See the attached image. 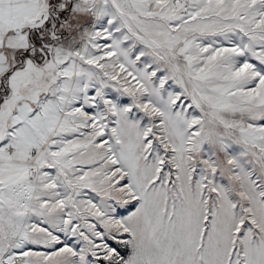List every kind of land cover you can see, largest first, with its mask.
Here are the masks:
<instances>
[{"label":"rangeland","instance_id":"obj_1","mask_svg":"<svg viewBox=\"0 0 264 264\" xmlns=\"http://www.w3.org/2000/svg\"><path fill=\"white\" fill-rule=\"evenodd\" d=\"M47 1L59 81L14 264H264V0Z\"/></svg>","mask_w":264,"mask_h":264},{"label":"crops","instance_id":"obj_2","mask_svg":"<svg viewBox=\"0 0 264 264\" xmlns=\"http://www.w3.org/2000/svg\"><path fill=\"white\" fill-rule=\"evenodd\" d=\"M47 2V0H0V24L11 21L12 35L15 19L22 18L21 23L29 30L28 37L32 47V34L39 37V28L47 23L49 7H51L46 4ZM10 18L11 20H8ZM53 21L55 26L53 31H55L58 22ZM59 37H62L60 33ZM44 45L51 49L54 41L44 42ZM3 51L6 52L9 61L11 58L7 50ZM42 61L44 64L53 63L58 73L57 80L49 86L47 92L39 94L38 97L31 95L20 98L16 95L18 87L27 83L32 70L25 58L20 65L22 70L25 68L29 70L28 75L25 73V81H19L14 89L9 109L5 111L4 104L0 106V256L7 253L17 239L20 231L17 207L36 183L38 171L35 174L31 173L25 159L31 149L36 150L38 152L34 157V163L38 164L37 156L42 143L46 140L47 125L49 120L53 119L52 111L55 110L50 105V92L59 81L57 59L51 53L50 56H44ZM8 82H11V73ZM8 96L11 98V88L5 92L7 101Z\"/></svg>","mask_w":264,"mask_h":264},{"label":"trees","instance_id":"obj_3","mask_svg":"<svg viewBox=\"0 0 264 264\" xmlns=\"http://www.w3.org/2000/svg\"><path fill=\"white\" fill-rule=\"evenodd\" d=\"M41 43H44V39L32 34V49L22 52L20 57L27 58L28 66L32 68L27 83L18 87L16 91V95L20 98L31 95L38 97L39 94L47 92L49 86L57 80L56 66L53 63L44 64L42 61L44 56H50L51 53H44L45 45L42 46ZM3 99H5V92L0 93V106Z\"/></svg>","mask_w":264,"mask_h":264},{"label":"built area","instance_id":"obj_4","mask_svg":"<svg viewBox=\"0 0 264 264\" xmlns=\"http://www.w3.org/2000/svg\"><path fill=\"white\" fill-rule=\"evenodd\" d=\"M179 0H176L175 2H178ZM36 155V151L35 150H30L28 152V156L26 157V163L28 165L29 171L31 173H35L36 171V167H35V163H34V157ZM14 259L11 258V256H9V254L7 253H3L0 256V264H14L13 262ZM12 261V262H11Z\"/></svg>","mask_w":264,"mask_h":264},{"label":"water","instance_id":"obj_5","mask_svg":"<svg viewBox=\"0 0 264 264\" xmlns=\"http://www.w3.org/2000/svg\"><path fill=\"white\" fill-rule=\"evenodd\" d=\"M71 6V5H70ZM69 6V8H70ZM8 56L5 51L0 50V77L8 70Z\"/></svg>","mask_w":264,"mask_h":264}]
</instances>
